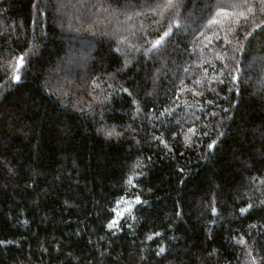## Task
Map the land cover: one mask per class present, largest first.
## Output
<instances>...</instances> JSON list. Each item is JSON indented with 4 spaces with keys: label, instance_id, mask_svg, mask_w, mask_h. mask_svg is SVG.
Instances as JSON below:
<instances>
[{
    "label": "trees",
    "instance_id": "trees-1",
    "mask_svg": "<svg viewBox=\"0 0 264 264\" xmlns=\"http://www.w3.org/2000/svg\"><path fill=\"white\" fill-rule=\"evenodd\" d=\"M68 1L100 38L66 81L57 4L0 0V264H264L259 8L222 28L221 0Z\"/></svg>",
    "mask_w": 264,
    "mask_h": 264
},
{
    "label": "rangeland",
    "instance_id": "rangeland-1",
    "mask_svg": "<svg viewBox=\"0 0 264 264\" xmlns=\"http://www.w3.org/2000/svg\"><path fill=\"white\" fill-rule=\"evenodd\" d=\"M52 1L57 4L58 9L55 18L52 20L55 25H58L59 29V34L56 36V38L61 41H65L70 49L68 50L69 59L67 61L64 60V62L61 63L55 70H48V73L51 76L60 75L62 79H66L67 81L72 78L74 79L75 76H83L85 74V69L90 58L92 57L91 54L93 42L95 40L98 41L100 35L98 32L95 33V30H93L92 36H89L86 41H80L78 43V40L83 38L80 36L82 29H79L78 27V25L81 23L80 18L78 16V13L74 12L76 10V5H74V2L68 0ZM81 9L84 10V7H81ZM79 13H81V11H79ZM79 15L82 16V14ZM75 43L77 44V46L73 45ZM213 44L214 43H212V45ZM213 49L215 50L214 52H216V54L221 56H226V53L228 52V49L225 48V45L215 44L213 46ZM169 54H165L166 58L169 57ZM263 62V55H255L254 58L248 62L247 68H250L252 70V68L254 69L255 66L257 67V69L262 70L261 67L264 65ZM164 69L166 68L162 66V70Z\"/></svg>",
    "mask_w": 264,
    "mask_h": 264
},
{
    "label": "snow or ice",
    "instance_id": "snow-or-ice-1",
    "mask_svg": "<svg viewBox=\"0 0 264 264\" xmlns=\"http://www.w3.org/2000/svg\"><path fill=\"white\" fill-rule=\"evenodd\" d=\"M176 3H177V0H164L163 4L159 6V8L163 9V11H161L160 14L163 15V12H166L170 10L171 8H173L176 5ZM224 3H225V0H221V6L218 7V9L215 11L214 16L212 17V19H210L209 26L220 25L223 28L225 22H228L229 24L239 25L241 19L246 21L249 19L250 16H254L257 12V8H259L260 14L264 15V0H232L231 9L229 7L223 6ZM159 8L152 9L150 13H147V14L155 15L156 12L159 10ZM144 14L146 13H140V15H144ZM170 30L171 29H169V31ZM168 35H169V32H165L163 36H161V38L155 42V44L153 45V48H156L157 46H159L161 42L164 40V38L167 37ZM201 35H203V33ZM205 39L208 41V43H211L210 37H206ZM23 62H24V57L17 58L16 64H15V71L17 73L22 67ZM13 78L18 81L20 79V76L16 74L14 75ZM197 83H200V82L197 81ZM189 131L193 132V134L195 132L194 129H190ZM108 135L109 136L113 135V132H108ZM128 183L132 184V177L129 178ZM132 203L133 202L127 201L122 197L119 201H117V208H119L121 204H127L128 207L120 211H117V209H113V211L116 212L117 217H122L125 212H128V213L131 212ZM134 203L135 204L141 203L138 196L135 199ZM241 211L242 212L246 211V209H242ZM118 223H119V220L114 218L109 223L108 227L113 228L117 226ZM149 239H151V237H149ZM239 243L243 244L244 243L243 239H241ZM160 251L163 252L164 249L161 248ZM253 264H255L254 260H253Z\"/></svg>",
    "mask_w": 264,
    "mask_h": 264
}]
</instances>
